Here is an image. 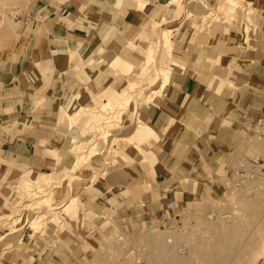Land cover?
<instances>
[{
    "label": "crops",
    "instance_id": "crops-1",
    "mask_svg": "<svg viewBox=\"0 0 264 264\" xmlns=\"http://www.w3.org/2000/svg\"><path fill=\"white\" fill-rule=\"evenodd\" d=\"M145 1L143 9L138 0L31 1L12 46L0 57V194L8 188L14 193L23 174L40 178L72 168L70 149L91 142L99 151L90 166L82 163L78 176L84 180L75 182L73 193L97 215L139 210L160 219L189 200L210 192L218 196L220 168L250 160L251 129L264 120V42L239 50L243 33L227 21L197 30L187 17L189 6L182 16L178 8H168L169 19L160 11L179 0ZM259 7V40H264V0ZM192 10L201 16L202 8ZM160 19L150 37L159 68L145 94L148 102L134 100V115L124 112L121 124L103 133L110 138L86 141L93 134H84L86 125L102 114L72 115L82 105L99 109L121 96L130 75L131 40L140 42L143 28ZM164 30L173 32L172 59L163 45ZM154 51H163L164 60L158 62ZM138 68V73L144 69ZM161 80L165 92L152 96ZM3 232L0 228L1 252L13 244ZM90 234L66 230L57 248L47 251L31 240L19 243L0 255V264H80L83 238Z\"/></svg>",
    "mask_w": 264,
    "mask_h": 264
},
{
    "label": "rangeland",
    "instance_id": "rangeland-1",
    "mask_svg": "<svg viewBox=\"0 0 264 264\" xmlns=\"http://www.w3.org/2000/svg\"><path fill=\"white\" fill-rule=\"evenodd\" d=\"M31 1L0 0V11H3L0 12V57L12 46L21 28L20 20L25 16ZM195 5L202 8L203 16L194 23L199 27L197 30H203L214 21H227L228 26L233 25L243 33V44L239 50L243 49V45L253 49L258 41L264 42L259 40L263 38V18L258 19L262 14L259 0H179L162 7L160 11L164 10L166 19H169L168 8H178V16H182L189 6L190 15L187 17L193 20L195 15L192 9ZM161 21L152 22L155 25L150 28L149 35L141 39L149 53L139 48L142 42L131 40L135 45L131 46L129 55V77H133L125 87L119 104L104 111L82 105V109L76 112L77 115L89 111L102 114L98 121L85 124L87 128L84 134L93 133L92 138L86 141L97 140L96 137L102 136L109 127L121 124L120 117L124 112L129 111L134 115V100L138 97L142 105L148 102L145 94L151 88L159 68L154 66L150 37ZM147 30L149 28L142 33L147 34ZM162 33L171 42L173 32L164 30ZM165 44L170 58L173 47L168 50ZM155 55L158 62L164 60L163 51ZM139 60L144 69L138 73V67H141ZM134 87V97L130 100ZM160 87L153 88L150 94L154 96ZM122 99L124 103H120ZM137 125L140 123H135L134 128L139 129ZM261 132L264 133V120L258 121L251 129L253 142L248 152L250 160L242 159L241 162H233L230 167L226 165L225 169L220 168L222 179L218 196L210 192V196L189 200L175 215L160 219L141 215L139 210L138 213L114 210L103 215L94 213L90 204L83 202L72 189L75 182H83L84 179L78 176L86 166L82 163L86 162L90 166L91 156L99 151L96 149L99 146L91 142L79 144L70 149L76 163L72 168L63 167L54 174L40 178L23 174L24 180L15 187L14 193L9 188L6 193L1 190L0 228L4 231L1 235L8 233L13 244L8 246L9 249L0 251V255L18 249L19 243L24 244L29 240L34 241L35 247L43 246L45 251L55 249L62 233L76 227L81 232L88 230L92 236L95 233L93 237L90 234L83 238L80 264H264V137ZM110 137L103 135L106 139ZM71 141H74L73 137ZM94 181L95 177L90 183ZM22 231L24 236H21Z\"/></svg>",
    "mask_w": 264,
    "mask_h": 264
},
{
    "label": "bare ground",
    "instance_id": "bare-ground-1",
    "mask_svg": "<svg viewBox=\"0 0 264 264\" xmlns=\"http://www.w3.org/2000/svg\"><path fill=\"white\" fill-rule=\"evenodd\" d=\"M138 1H140V0H138ZM231 3V2H230ZM145 4H146V1H141V2H139V7H140V9H143V7L145 6ZM232 5L233 6H235L233 3H232ZM235 8V7H234ZM233 8V9H234ZM233 9H232V11H233ZM2 11V10H1ZM0 11V12H1ZM3 12V11H2ZM188 15H190V14H188ZM5 18V17H4ZM151 18V17H150ZM150 18H149V20H150ZM193 24L194 23H196V22H198V19L200 18H203V16L201 17H197V16H193ZM199 19V20H200ZM2 20V19H1ZM17 23V22H16ZM155 23V22H154ZM153 25H155V24H153V23H150V24H147L144 28H143V30L145 29H148L149 28V31H148V33L147 32H145V33H147V34H143L142 33V39L143 38H145L147 35H149V33H150V31H151V29L150 28H152V26ZM161 35H162V37H163V39H165L164 41H163V43L164 42H166V46L168 47V50H170L171 48H172V43L166 38V36H165V33H161ZM138 40V39H137ZM137 42V41H136ZM140 42H141V40H140ZM139 43V42H138ZM139 46H142V47H144V45H143V41H142V43H139ZM141 48V47H140ZM143 52H145L146 54L147 53H149V50H147V49H143ZM170 59H172V54H170ZM139 66H141V65H139ZM141 67H143V66H141ZM163 72V71H162ZM132 75V74H131ZM163 75V74H162ZM132 80L131 78H129L128 77V82H130V81ZM162 81V83H161V87H160V89L159 90H157L156 91V93H155V95H158V94H162V93H164L165 92V90H166V87H167V84L164 82V80H161ZM122 94L119 92V94H121V96H119L117 99H114V101L113 102H109V101H104V102H102V104H101V106L99 107L101 110H103V109H107V108H109V109H111V108H113V105H116V104H119V100L123 97V95H124V91H125V88H122ZM118 94V95H119ZM120 103H124L123 102V99L120 101ZM88 106H91L90 104H88ZM92 107V106H91ZM92 108H94V107H92ZM100 110V111H101ZM104 111V110H103ZM80 113V112H79ZM73 117H76V116H78L76 113L74 114V115H72ZM71 118V117H70ZM77 119H75V121H76Z\"/></svg>",
    "mask_w": 264,
    "mask_h": 264
},
{
    "label": "built area",
    "instance_id": "built-area-1",
    "mask_svg": "<svg viewBox=\"0 0 264 264\" xmlns=\"http://www.w3.org/2000/svg\"><path fill=\"white\" fill-rule=\"evenodd\" d=\"M261 134L263 135V137H264V133L263 132H261Z\"/></svg>",
    "mask_w": 264,
    "mask_h": 264
}]
</instances>
